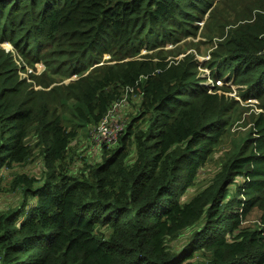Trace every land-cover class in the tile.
<instances>
[{"label": "trees", "instance_id": "1", "mask_svg": "<svg viewBox=\"0 0 264 264\" xmlns=\"http://www.w3.org/2000/svg\"><path fill=\"white\" fill-rule=\"evenodd\" d=\"M225 7L231 26L214 17ZM205 14L213 79L229 75L264 110V0H0V43L44 64L35 89L0 45V264H264L263 112L182 198L231 103L216 84L207 92L190 55L166 59L162 47ZM126 88L141 95V123L69 165L79 122L95 126ZM35 150L43 169H25ZM252 210L258 224H243Z\"/></svg>", "mask_w": 264, "mask_h": 264}, {"label": "rangeland", "instance_id": "2", "mask_svg": "<svg viewBox=\"0 0 264 264\" xmlns=\"http://www.w3.org/2000/svg\"><path fill=\"white\" fill-rule=\"evenodd\" d=\"M216 2L214 1L213 5ZM220 7H223V5ZM225 11L226 14H221L219 16L214 15V17L216 21L231 26L232 22L230 21L231 18H229V15L235 14V12L230 11L229 9H227V7H225ZM250 14L252 13H247V15ZM206 16L207 15L205 14L203 20L200 19L197 21L198 26L193 22L192 32L190 34L186 36L180 35V39H178L174 43H170L168 41L162 47L164 50L168 51L167 54L165 53L167 55L166 59L171 60L173 58H181L186 54L190 55L191 59L196 60L197 62V65L195 66L197 77L200 83L206 86L207 92L212 90L213 84H216L220 86L219 94H223L225 99L231 103V108L225 114L229 118V125L226 128L223 137L213 147L209 159L198 171V176L195 184L187 188L182 198H186L196 193L211 180V177L218 171V168L221 166L222 161L225 158V153L229 150L233 142L239 140L243 136H247L249 127L251 126L250 117L253 115H257L260 112H263L264 115V110L259 106V100L256 98V96H254L253 94H249L243 97L242 87H245L244 85L234 84L233 80L229 79L230 76L228 74V76H224L221 79H217L218 77H215L216 80L213 79L210 70V67L213 65V62L211 61V52L216 47V41L218 40V38L214 37L213 39H207L204 36L205 27H207V24H205ZM0 45L5 50L12 51V55L15 59H17L18 64L19 62H24L25 64V61H23V59L17 54L16 50L13 49L12 45L8 41L5 40L0 43ZM156 51V49H140V53ZM155 55L157 54L155 53ZM108 57V54H104L102 59H107ZM29 69H31L32 74H34L33 77L28 80L29 84H31L35 89H42L41 85L38 84V81L43 76L44 64L41 61L35 62L34 65H31L29 63L25 64L24 70L19 71V74L21 76H25L30 72ZM75 76V74H72L69 78L59 80L58 82L66 83L69 80L76 78ZM123 95L124 100L120 104L117 103L114 106V109H112L116 117H118L123 122V124L126 125V123L131 118H133V116H138L137 118H135L134 122L141 123L142 116L138 114V111L140 109L141 95L135 90H124ZM62 109L63 107L59 108L60 111ZM93 127L94 125H87V122L84 120L79 122L76 139L71 143V148L66 158H69L70 163L65 161L69 165L80 166L83 162L90 163L96 161L99 158L100 150L98 146L94 147V144L90 141V132ZM116 143L117 142H114L112 145ZM37 152L38 150H35L36 156L32 159V162L24 165L25 169H36L38 166L40 167V169H43L41 156ZM39 173L40 171L37 172V174ZM247 214L248 215H246V219L243 221V224H258V211L252 210ZM186 234L181 235L174 240H171L169 242L170 247H179Z\"/></svg>", "mask_w": 264, "mask_h": 264}, {"label": "built area", "instance_id": "3", "mask_svg": "<svg viewBox=\"0 0 264 264\" xmlns=\"http://www.w3.org/2000/svg\"><path fill=\"white\" fill-rule=\"evenodd\" d=\"M132 91V88H126L125 91ZM124 100L123 97L115 102L112 105V108L107 111V113L103 116V118L93 127L90 132V141L95 146H99L101 144H113L116 142L118 135L124 128L123 122L116 117L114 111V106L118 103L120 104Z\"/></svg>", "mask_w": 264, "mask_h": 264}, {"label": "water", "instance_id": "4", "mask_svg": "<svg viewBox=\"0 0 264 264\" xmlns=\"http://www.w3.org/2000/svg\"><path fill=\"white\" fill-rule=\"evenodd\" d=\"M22 63H24V62H22Z\"/></svg>", "mask_w": 264, "mask_h": 264}]
</instances>
